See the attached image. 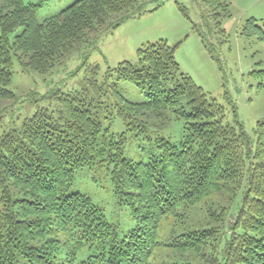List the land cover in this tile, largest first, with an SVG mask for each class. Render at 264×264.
Wrapping results in <instances>:
<instances>
[{"label": "trees", "instance_id": "16d2710c", "mask_svg": "<svg viewBox=\"0 0 264 264\" xmlns=\"http://www.w3.org/2000/svg\"><path fill=\"white\" fill-rule=\"evenodd\" d=\"M45 1L0 0V100L17 98L9 89L15 62L47 74L93 37L136 16L139 3L78 0L39 23ZM202 2L203 16L227 36L222 23L232 16L231 1ZM242 34L264 42V19H249ZM176 48L166 40L145 44L137 63L110 68L103 82L100 66H90L83 90L52 93L55 111L38 109L0 138V264H264V119L256 124L253 150L237 114L226 122L224 108L181 71ZM250 75L264 89V61ZM121 80L147 89L148 100H127ZM109 107L134 136L183 120L184 139L176 144L160 136L159 155L128 159L127 132L113 133L99 116ZM85 167L106 168L118 203L130 208L136 226L123 239L90 197L66 193Z\"/></svg>", "mask_w": 264, "mask_h": 264}, {"label": "rangeland", "instance_id": "374dc122", "mask_svg": "<svg viewBox=\"0 0 264 264\" xmlns=\"http://www.w3.org/2000/svg\"><path fill=\"white\" fill-rule=\"evenodd\" d=\"M23 1L27 4L41 2ZM76 1L78 0L45 1L38 9L37 21L44 22ZM228 1L232 3V16L222 23L227 36L219 33L215 23L203 16L205 7L202 0H139L136 16L93 37L89 44L74 50L49 73L25 72L15 62L9 89L17 98L13 102L0 100V138L5 133L20 128L23 120L38 109L55 111L56 105L48 99L52 93H75L83 90L90 66H100L98 79L103 82L110 68H116L124 61L137 63V52L141 46L166 40L171 46H177L175 56L181 71L190 75L224 108L225 121L233 123L234 115L237 114L251 138L254 150L255 127L259 120L264 119V89L259 88V81L250 72L257 63L264 61V42L259 41L256 36L246 37L242 30L249 19H264V0ZM195 25L212 48L216 60L207 51ZM22 30L20 27L11 33V41ZM116 83L127 100L134 103L148 100L147 89L124 80ZM104 101L109 100L104 98ZM181 106L190 111L186 99L182 100ZM110 111L111 107L103 110L99 116L103 126L110 127L113 133L127 132L128 141L124 154L128 159L148 162L152 156L159 155L161 150L156 145V139L160 136L176 144L184 139L183 120H173L163 130L151 129L147 134L134 136L128 132L124 120L113 116ZM66 193H83L90 197L103 210L108 222L115 226L120 239L136 226L130 208L118 203L106 168L85 167L79 170ZM232 221L233 216H230L229 223ZM168 231L167 225H164L161 229L163 240L168 236ZM85 255V252L80 253L78 260H82Z\"/></svg>", "mask_w": 264, "mask_h": 264}]
</instances>
